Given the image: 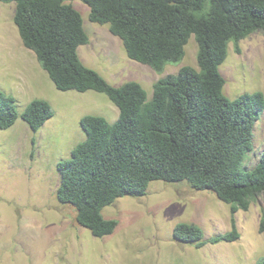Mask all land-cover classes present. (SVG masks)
Listing matches in <instances>:
<instances>
[{
	"label": "trees",
	"instance_id": "obj_1",
	"mask_svg": "<svg viewBox=\"0 0 264 264\" xmlns=\"http://www.w3.org/2000/svg\"><path fill=\"white\" fill-rule=\"evenodd\" d=\"M68 1L0 0L16 4L20 37L58 89L103 92L119 108L113 123L102 115L81 118L87 137L57 164L58 199L73 205L77 221L97 237L118 226L117 219L104 216V207L120 197L146 195L154 180L186 181L193 189L213 191L231 204L233 214L248 210L264 192V150L254 168L243 166L264 112V92L229 97L220 66L231 42L240 52L241 40L264 31V0H82L90 7V19L108 23L130 58L157 71L183 60L195 36L199 68L183 65L161 77L152 98L139 82L113 85L84 63L79 47L90 36L82 13ZM54 114L43 98L30 101L20 114L16 98L0 89L2 129L21 116L38 131ZM174 236L202 247L235 241L241 234L233 217L231 230L208 240L192 222L177 223ZM258 264H264V256Z\"/></svg>",
	"mask_w": 264,
	"mask_h": 264
},
{
	"label": "rangeland",
	"instance_id": "obj_2",
	"mask_svg": "<svg viewBox=\"0 0 264 264\" xmlns=\"http://www.w3.org/2000/svg\"><path fill=\"white\" fill-rule=\"evenodd\" d=\"M68 3L82 13L90 36L89 43L79 47L81 59L113 85L137 81L152 98L154 84L161 77L177 73L183 65L199 68L194 35L183 60L167 63L157 71L130 58L108 23L90 19L88 4L82 0ZM8 6L0 3V89L17 99L20 113L31 99L44 98L55 114L37 132L22 117L12 127L0 128V264H258L264 256V192L248 210L233 214L231 204L213 191L193 189L186 181L154 180L146 195L120 197L104 207L106 218L118 220L112 234L94 236L77 221L76 208L58 199L57 164L70 158L73 148L86 139L80 122L84 115H102L113 123L119 108L103 92L58 89L36 53L23 44ZM6 25L14 28L18 44L32 54L44 75V84L33 94L20 87V58L7 48ZM240 47L238 52L231 42L228 57L220 66L226 78L224 92L231 98L244 92H264V31L241 40ZM263 150L264 112L255 124L253 149L244 168H254ZM233 217L241 234L235 241L197 247L174 236L177 223L192 222L203 228L208 240L231 230Z\"/></svg>",
	"mask_w": 264,
	"mask_h": 264
},
{
	"label": "crops",
	"instance_id": "obj_3",
	"mask_svg": "<svg viewBox=\"0 0 264 264\" xmlns=\"http://www.w3.org/2000/svg\"><path fill=\"white\" fill-rule=\"evenodd\" d=\"M6 4H9V6H8V7H10L9 13L14 18L16 4L14 2L6 3ZM4 34H5L4 37L7 38L8 43H9L7 45V48L9 47L12 55L14 54L17 56V60L20 58L19 62L17 61L18 62L17 63L18 64L17 72H19V79L22 81V83L20 84V87H22L27 94H33V92L36 90V87H38V85L44 84V81H45L44 75L40 72V68H39L38 64L36 63V60H34V57L32 56V54H30L26 50L22 49L21 42L18 44L19 40L17 39L16 32H15L14 28L13 27L11 28V26H10V29H9V26L7 27V25H6V30H5ZM19 47H20V51L18 50ZM4 49H6V48H4ZM32 100L33 99H31V101ZM16 101H17V99H16ZM33 144L34 143L32 140L31 146H33ZM31 154H32V156H30V158L32 160L33 150L31 151Z\"/></svg>",
	"mask_w": 264,
	"mask_h": 264
}]
</instances>
